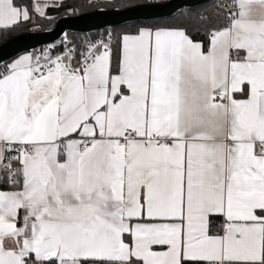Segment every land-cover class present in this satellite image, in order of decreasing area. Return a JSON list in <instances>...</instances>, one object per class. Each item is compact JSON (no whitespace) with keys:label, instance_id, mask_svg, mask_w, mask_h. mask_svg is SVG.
<instances>
[{"label":"snow or ice","instance_id":"6c2138e0","mask_svg":"<svg viewBox=\"0 0 264 264\" xmlns=\"http://www.w3.org/2000/svg\"><path fill=\"white\" fill-rule=\"evenodd\" d=\"M198 19L0 64V264H264V0Z\"/></svg>","mask_w":264,"mask_h":264},{"label":"water","instance_id":"95a60500","mask_svg":"<svg viewBox=\"0 0 264 264\" xmlns=\"http://www.w3.org/2000/svg\"><path fill=\"white\" fill-rule=\"evenodd\" d=\"M211 0H171L145 3L123 9H98L77 16H64L54 26L42 31H30L0 45V64L10 63L26 52L53 44L68 37L69 33L91 35L109 28L136 22H152L174 17L183 10L193 9Z\"/></svg>","mask_w":264,"mask_h":264},{"label":"trees","instance_id":"16d2710c","mask_svg":"<svg viewBox=\"0 0 264 264\" xmlns=\"http://www.w3.org/2000/svg\"><path fill=\"white\" fill-rule=\"evenodd\" d=\"M28 2L31 3L32 0H28ZM145 3H149V0H64L56 7L49 8L43 17L33 15L29 22H23L19 26L7 30L0 29V45L7 42L11 38L30 31L50 29L54 26L57 19L64 16H77L83 13L96 11L101 8L123 9ZM215 3L216 0H211L193 9L183 10L181 13L171 18L152 22L131 23L121 27L109 28L96 34L81 35L69 33L67 39L70 41V44L81 46L85 41L93 40L101 34L108 32L117 34L126 31L131 32L139 26H186L189 28H195L201 26L202 23L198 19V14L203 16L211 15L215 12Z\"/></svg>","mask_w":264,"mask_h":264},{"label":"built area","instance_id":"2783aa9c","mask_svg":"<svg viewBox=\"0 0 264 264\" xmlns=\"http://www.w3.org/2000/svg\"><path fill=\"white\" fill-rule=\"evenodd\" d=\"M167 1H171V0H149V3H159V2H167ZM105 34H107V33L101 34V35L97 36L96 38H94L93 40L98 39L99 37L104 36ZM69 45H70V41L67 38H65V39L59 40L53 44L38 48L37 50H35L33 52H39V51H42L44 49H48L52 46H56L57 51H64V50H66V48Z\"/></svg>","mask_w":264,"mask_h":264},{"label":"crops","instance_id":"0c3cea01","mask_svg":"<svg viewBox=\"0 0 264 264\" xmlns=\"http://www.w3.org/2000/svg\"><path fill=\"white\" fill-rule=\"evenodd\" d=\"M62 1H64V0H39V2L43 5V4H48V5H51L50 7H48V9L49 8H52V7H56L59 3H61ZM47 9V10H48ZM47 12V11H46ZM33 15H38V14H36V13H32V16ZM39 16V15H38ZM18 58V57H17ZM16 59V58H15ZM13 61V60H12ZM11 61V62H12Z\"/></svg>","mask_w":264,"mask_h":264}]
</instances>
